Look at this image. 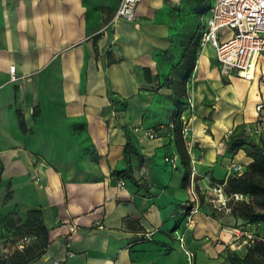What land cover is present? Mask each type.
<instances>
[{"label": "crops", "instance_id": "obj_1", "mask_svg": "<svg viewBox=\"0 0 264 264\" xmlns=\"http://www.w3.org/2000/svg\"><path fill=\"white\" fill-rule=\"evenodd\" d=\"M118 1L0 0V230L11 213L41 209L49 244L30 264H187L179 235L193 264H230L233 223L210 215L203 202L190 222L185 217L190 174L184 182L174 132L166 128L167 109L176 104L161 84L170 67L163 56L173 32L169 8L165 0H139L135 20L105 27ZM209 51L200 52L186 97L197 193L225 179L232 160L249 162L242 149L229 150L223 134L252 121L264 95L258 82L255 89L237 77L224 83ZM232 80L244 90L236 93ZM112 99L125 107L115 110ZM127 168L131 179L119 187L118 172ZM143 229L153 230L151 239H141Z\"/></svg>", "mask_w": 264, "mask_h": 264}, {"label": "built area", "instance_id": "obj_2", "mask_svg": "<svg viewBox=\"0 0 264 264\" xmlns=\"http://www.w3.org/2000/svg\"><path fill=\"white\" fill-rule=\"evenodd\" d=\"M139 0H119L112 17L106 22L105 27L116 19H123L128 22L135 20V6ZM210 9L204 20V28L199 36V43L203 47L209 45L214 49V55L219 74L226 79L237 77L243 81L257 80L258 85L264 90V0H211ZM14 66H9L10 79L15 80L13 74ZM185 105L192 112L193 105L186 98ZM254 115L251 131L258 138L264 135V95L255 100ZM167 127L168 133L172 132V121ZM190 117H185L182 113L179 119L182 121L181 136L184 139L186 152L191 154V148L194 141L188 136V122ZM156 130L151 129L145 132L149 138L155 135ZM232 132V128L223 135L227 139ZM167 162L171 161L174 165V158L165 157ZM228 175H240L245 167L242 163L231 161L227 164ZM193 174L191 171L188 180V204L185 209V217L188 222L191 216L201 210L202 201L199 199L195 185L193 184ZM118 186L125 184L126 179L121 175L117 177ZM213 191L217 195L216 201L210 205V213H217L223 207H226V195L223 192V186L220 183H214ZM235 197H242L240 194H233ZM242 224V225H241ZM244 223H236L227 227L229 238L227 243L233 250L250 248L255 239L264 242V231L255 232V227H264V223L254 222L245 223L246 226H252L248 229ZM75 228V224L69 226V231ZM152 229H143L138 235L141 239H151ZM180 246L184 249L188 259L193 256V252L183 246V235L177 236Z\"/></svg>", "mask_w": 264, "mask_h": 264}, {"label": "trees", "instance_id": "obj_3", "mask_svg": "<svg viewBox=\"0 0 264 264\" xmlns=\"http://www.w3.org/2000/svg\"><path fill=\"white\" fill-rule=\"evenodd\" d=\"M205 10V8H202L200 12H204ZM194 53L195 47H192L191 50L188 49L186 53L183 52L181 59L175 62L170 70L162 76L161 81L162 85L172 90L174 104H176L169 115L171 117L170 121H172L171 128L174 132L176 150L179 153L181 165L184 169L182 179L184 182L188 179L191 168L189 153L185 150L183 137L180 133L182 121L179 119V116L187 97L185 83L191 78L192 70L195 66L196 58ZM108 62L113 63L115 60L109 58ZM142 71L146 82L151 81L152 76L148 68H143ZM158 76L155 75L154 77L158 78ZM111 101L112 103L115 102L113 99ZM33 115H36L35 109ZM168 120L169 117L166 120V128L169 125ZM17 121L20 129L26 132L27 127L24 124L23 113L20 110H17ZM252 125V123L246 124L244 122L237 125L232 128L230 136L225 141L231 152L236 153L237 150L242 149L246 156L250 157L249 162L244 165V171L240 175H227L225 179L216 180L222 184L225 195L236 193L243 197L234 201L229 215L233 218L242 219V223L244 224L254 222L264 223V135H260L257 138L251 131ZM130 144L131 141L127 138L124 150L129 149ZM127 170L128 168L118 172L117 177L121 175L125 179H131ZM8 195L9 193H7L6 197ZM11 215L14 218H8L7 223L14 225L17 222H21L20 217L16 213H11ZM125 224L127 227H130L131 223L129 219L125 218ZM21 227H27L28 231L33 234L34 240L25 243L21 247H16L9 255H0V264H30L41 256V253L45 251L49 244L48 229L44 222H42L41 209H29L26 212L24 221L21 222ZM253 246V249L252 247L248 248L243 255L238 250H230L226 255V259L230 264H264V242L257 241Z\"/></svg>", "mask_w": 264, "mask_h": 264}, {"label": "rangeland", "instance_id": "obj_4", "mask_svg": "<svg viewBox=\"0 0 264 264\" xmlns=\"http://www.w3.org/2000/svg\"><path fill=\"white\" fill-rule=\"evenodd\" d=\"M211 0H178V1H170L165 0V4L167 8H169L168 13V21L171 24V27L173 28V32L171 33V43L168 47L167 51L164 52L163 56H165V60H167L169 63V69L173 66V64L181 59V54L183 52H187L188 49H192V47H195V64L197 62L198 57L200 56V52L204 47L209 48L210 52V67L214 71L215 69V61H214V51L212 48L208 45L201 46L199 43V36L200 32L204 28V19L207 15V12L209 11V3ZM202 8H205L206 10L204 12H200ZM193 45V46H192ZM185 57V56H184ZM221 80L230 83L228 79H226L223 76H220ZM235 78V77H233ZM215 86V85H214ZM211 85V87H214ZM231 86H233L236 93H239L241 90H244V87L236 80H232ZM186 88V95L188 90V82L185 83ZM111 105L114 106L115 110L123 109L125 107V102L123 100L115 101ZM184 113L182 112L184 109ZM189 107L184 105L182 107L181 113L185 117L191 116V111L188 109ZM171 113V109H167V114ZM180 113V114H181ZM166 114V115H167ZM168 117V115H167ZM163 123V122H160ZM238 162H241L243 165H246L247 163H243L240 160H237ZM199 199L204 203V205L209 206L213 203V201H216L217 195L213 191V186L211 188H201L199 189ZM243 197H235L234 195H226V207H229V209L222 208L217 213H223L224 216H226L227 221H230L233 223L232 225L237 223V220L233 221V218H229L230 214V208L233 207V203L237 199H241ZM26 214L19 216L21 219V222L24 221ZM13 217L12 215L6 217L5 219H2V223L4 225V230H0V255H9L10 252H12L16 247H21L22 245H25V243H29L34 240L33 234L28 231L27 227H21V222H17L14 225H10L6 221L8 218ZM239 223V222H238ZM241 223V222H240ZM242 225V224H241ZM248 229H252V226H246ZM255 232L259 233L264 231V227H255ZM257 241H260L258 239H255L253 243H251L252 247L254 243ZM254 247V246H253ZM252 247V249H253ZM234 251V250H233ZM240 254H244V249L238 250ZM256 256H258L256 254ZM194 258L193 256L188 259L187 264H193Z\"/></svg>", "mask_w": 264, "mask_h": 264}, {"label": "bare ground", "instance_id": "obj_5", "mask_svg": "<svg viewBox=\"0 0 264 264\" xmlns=\"http://www.w3.org/2000/svg\"><path fill=\"white\" fill-rule=\"evenodd\" d=\"M256 85H257V80L254 79L253 83H251V86H252L253 89H255Z\"/></svg>", "mask_w": 264, "mask_h": 264}]
</instances>
